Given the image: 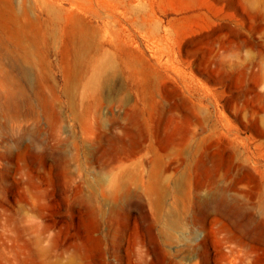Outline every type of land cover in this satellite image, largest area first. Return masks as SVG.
Wrapping results in <instances>:
<instances>
[{
  "label": "rangeland",
  "instance_id": "1",
  "mask_svg": "<svg viewBox=\"0 0 264 264\" xmlns=\"http://www.w3.org/2000/svg\"><path fill=\"white\" fill-rule=\"evenodd\" d=\"M0 264H264V0H0Z\"/></svg>",
  "mask_w": 264,
  "mask_h": 264
}]
</instances>
